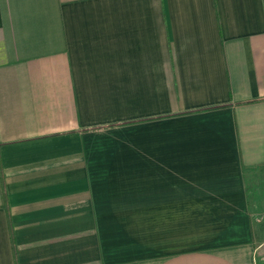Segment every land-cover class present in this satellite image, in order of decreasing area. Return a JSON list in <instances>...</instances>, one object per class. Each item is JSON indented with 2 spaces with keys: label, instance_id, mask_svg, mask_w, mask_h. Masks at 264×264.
Here are the masks:
<instances>
[{
  "label": "crops",
  "instance_id": "obj_1",
  "mask_svg": "<svg viewBox=\"0 0 264 264\" xmlns=\"http://www.w3.org/2000/svg\"><path fill=\"white\" fill-rule=\"evenodd\" d=\"M0 264H264V0H0Z\"/></svg>",
  "mask_w": 264,
  "mask_h": 264
}]
</instances>
